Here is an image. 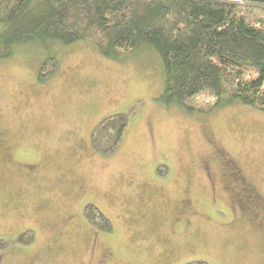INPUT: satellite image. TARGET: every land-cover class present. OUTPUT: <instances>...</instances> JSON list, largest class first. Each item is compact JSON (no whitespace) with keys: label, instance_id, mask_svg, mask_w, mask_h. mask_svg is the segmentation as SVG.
Instances as JSON below:
<instances>
[{"label":"rangeland","instance_id":"obj_1","mask_svg":"<svg viewBox=\"0 0 264 264\" xmlns=\"http://www.w3.org/2000/svg\"><path fill=\"white\" fill-rule=\"evenodd\" d=\"M48 55L58 65L40 82ZM161 72L146 48L114 60L80 41L0 60V264H264V112L214 109L202 91L189 110L165 106ZM113 114L127 125L99 155L92 132Z\"/></svg>","mask_w":264,"mask_h":264},{"label":"trees","instance_id":"obj_2","mask_svg":"<svg viewBox=\"0 0 264 264\" xmlns=\"http://www.w3.org/2000/svg\"><path fill=\"white\" fill-rule=\"evenodd\" d=\"M262 9L264 0H0V60L31 43L80 41L114 60L146 48L162 68L158 97L165 106L189 110V101L202 91L212 96L214 109L240 104L264 112V20H249ZM57 63L54 55L46 56L37 79L46 80ZM126 125L124 114L101 120L91 137L95 151L110 155ZM82 211L91 226L110 230L94 204ZM18 236L28 244L34 233Z\"/></svg>","mask_w":264,"mask_h":264},{"label":"flooded vegetation","instance_id":"obj_3","mask_svg":"<svg viewBox=\"0 0 264 264\" xmlns=\"http://www.w3.org/2000/svg\"><path fill=\"white\" fill-rule=\"evenodd\" d=\"M227 165V167H229L230 166V163L229 164H226ZM235 166V165H234ZM243 178V175L241 174L240 176H238V179H242ZM232 190H236V188H234V189H232ZM251 191H252V189H251ZM229 194H230V191H229ZM242 197L244 198V200H245V202L248 200V198H250V195L248 194V196L247 197H245L244 196V193H242ZM253 196H254V194H252V198H250L249 199V201H252V199H253ZM230 198H232L231 197V194H230ZM234 199H235V204H237L240 208H241V206H240V204L238 203V199L236 198V197H234ZM242 209V208H241ZM255 213V215H256V212H254Z\"/></svg>","mask_w":264,"mask_h":264}]
</instances>
